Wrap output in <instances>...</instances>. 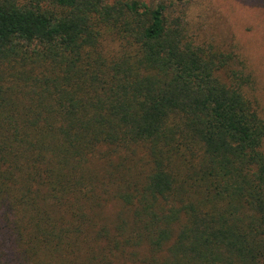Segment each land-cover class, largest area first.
Segmentation results:
<instances>
[{
	"label": "trees",
	"instance_id": "trees-1",
	"mask_svg": "<svg viewBox=\"0 0 264 264\" xmlns=\"http://www.w3.org/2000/svg\"><path fill=\"white\" fill-rule=\"evenodd\" d=\"M188 2L0 0V264H264L256 76Z\"/></svg>",
	"mask_w": 264,
	"mask_h": 264
},
{
	"label": "rangeland",
	"instance_id": "rangeland-1",
	"mask_svg": "<svg viewBox=\"0 0 264 264\" xmlns=\"http://www.w3.org/2000/svg\"><path fill=\"white\" fill-rule=\"evenodd\" d=\"M170 6V0H108ZM258 0H189V18L196 34L223 48H236L256 76L257 98L264 114V23ZM174 9L178 10L176 7Z\"/></svg>",
	"mask_w": 264,
	"mask_h": 264
}]
</instances>
